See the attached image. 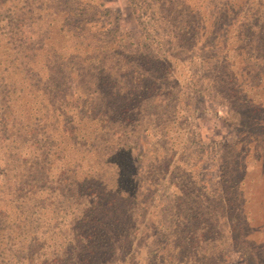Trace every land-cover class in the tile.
<instances>
[{"label":"rangeland","instance_id":"1","mask_svg":"<svg viewBox=\"0 0 264 264\" xmlns=\"http://www.w3.org/2000/svg\"><path fill=\"white\" fill-rule=\"evenodd\" d=\"M87 1L101 6L85 34L118 42L110 51L118 54L103 65L93 62L92 72L103 69L115 80L124 75L122 67L140 64L145 78L130 99L132 82L126 79L116 82L120 93L112 98L84 91L97 110L115 114L122 108L123 115L108 120L120 134L112 130L94 140L90 124L86 136L77 133L75 147L87 164L82 162L75 182L71 171L64 170L67 179L59 174L80 153L70 143V156L58 153L65 142L53 122L26 126L23 119L27 135L18 143L0 135V143L11 147H0V209L7 228L0 253L23 250L21 264H45L54 252L52 260L67 258L57 264H75L78 255L64 250L81 254L77 240L91 241L92 224L90 232L78 230V221L86 206H99L104 193L125 206L109 264H264V7H257L263 0H246L234 11L235 0H187L184 13H197L190 19L179 17L180 0L161 6L165 18L158 26L152 25L161 19L153 0ZM21 173L38 180L35 194L27 184L17 185ZM132 221L134 233L125 236L122 225ZM113 249L109 244L104 252ZM102 253L83 264H105ZM10 258L7 264H14Z\"/></svg>","mask_w":264,"mask_h":264},{"label":"trees","instance_id":"2","mask_svg":"<svg viewBox=\"0 0 264 264\" xmlns=\"http://www.w3.org/2000/svg\"><path fill=\"white\" fill-rule=\"evenodd\" d=\"M176 2L178 3L180 0H153L151 5L161 16V19L156 18L152 25H161L162 19L165 18L161 6L165 4L173 6ZM181 2L184 8L182 12H179V17L185 14L187 0H181ZM243 2L248 3L246 0H235V3L231 5V11L241 10L240 8L244 7L241 5ZM100 6L101 4L98 2L87 0H0V135L3 138L16 143L21 142L22 137L27 135L23 134L25 126L23 119L27 121L26 126L53 122V129L60 130L59 136H64L65 142L64 148L58 153L66 151V155L70 156L66 145L70 143V150L72 151L74 148L76 153H80L75 146L78 143V134L87 135L85 133L87 124L94 127L89 134L90 138L94 140L106 138L112 130L113 135L121 133V130L108 120L118 114L123 115V109L121 108L115 114L107 109L97 110L86 99L84 91L90 90L91 95H107L112 98L117 95L116 93H120L117 90L116 82L126 79L132 82L127 93V97L130 99L132 90L134 92L139 87L146 74L140 64L122 67L124 75L113 74L116 77L115 80L110 79L111 75L104 74L103 69L95 73L92 72L93 62L103 65L106 64L108 57L118 54V51L110 54L112 48L118 43L115 36V39L103 42L104 38L101 35L85 34L87 24L96 23ZM257 7H264V0ZM192 13L193 15H185L188 19L194 14L197 16V13ZM143 15L144 12H141V16ZM67 37H72V39L69 41ZM76 63L81 64V68L74 66ZM86 63H88L87 67L84 66ZM109 69L113 68L109 67ZM120 77L121 79H119ZM60 78L64 82H60ZM109 81H112L113 85L110 88H104L105 85H109ZM75 97V101H72V98ZM111 101L115 103L117 100L111 99ZM89 104L90 106H88ZM251 121L253 122V119ZM61 123H65V125H61ZM242 133H249V131L246 130ZM0 144V147L7 152L11 148L9 145ZM34 144L35 150H37L36 141ZM57 148L60 149V146ZM92 153L95 154V151ZM245 155H248L247 151ZM41 156L43 159H40L42 163L40 167L45 172L48 163L45 162L44 153H41ZM64 156L62 154L60 159L63 160ZM20 157L18 154L19 160ZM2 159L8 162L5 155L2 156ZM61 160L60 162H62ZM76 161L71 163L73 165L69 169H67L68 166L63 167L59 178L67 179L64 170H68L72 173V182H75L82 169L80 167L87 164L83 151L77 156ZM57 164L59 163H50L49 165L50 168H55ZM240 181L241 179L235 184L236 191H238ZM37 182L36 178L29 181V176L24 173L19 174L17 178V185L21 187L27 184L31 194H35L33 188L37 186ZM79 186L77 183V193ZM90 187L89 185L88 188ZM103 191L104 189L101 190V192ZM100 196L99 206L91 204L86 206L78 221V230H87L92 224L94 232L91 233L87 230L90 232L91 241L85 244L84 238L81 237L77 240L82 245L81 254L64 250L66 255H78L76 259L74 258L75 264H83L89 262L90 259L96 261L102 252L103 256L100 259H105V264H109L116 254L113 249V238L118 231H122L121 228L116 229V226L120 209L124 214L125 206L120 207L113 197L106 196L104 193H101ZM234 199L243 200L242 194L240 193L239 199L238 194L234 193ZM79 211L81 212V209ZM4 213V208H1L0 236L1 232L7 229L1 218ZM14 214L15 217L18 216L17 213ZM245 217L248 225L250 220L246 214ZM135 225L136 221L125 222L122 225L125 236H131L134 233ZM249 228L245 236L249 235ZM255 230H257L256 227L253 231ZM113 231L109 242L107 236ZM3 239H7L6 235H3ZM37 240L34 239V243ZM109 244L113 250L106 254L104 251ZM25 252L21 250L11 256L3 251L0 253V264L9 263L10 257L15 258L14 264H21V258L24 257ZM85 252L87 253L85 254ZM53 256L54 252H50L48 262L45 264H57L59 259H62L64 263L67 261L64 256L52 260ZM210 258L214 260V256ZM38 259H41V255ZM36 264L42 263L37 262Z\"/></svg>","mask_w":264,"mask_h":264}]
</instances>
